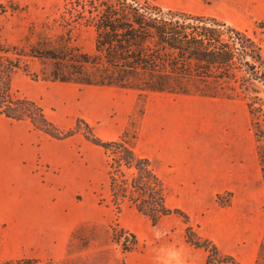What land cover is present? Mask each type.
Returning a JSON list of instances; mask_svg holds the SVG:
<instances>
[{
  "label": "rangeland",
  "instance_id": "rangeland-1",
  "mask_svg": "<svg viewBox=\"0 0 264 264\" xmlns=\"http://www.w3.org/2000/svg\"><path fill=\"white\" fill-rule=\"evenodd\" d=\"M97 1L0 0V42L8 49L0 58L16 66L9 98L35 101L61 132L82 119L103 141L141 158L158 156L172 184L163 190L167 205H179L188 219L171 213L150 226L135 206L137 193L120 183L133 169H120L114 153L81 133L49 135L31 179L9 174L14 183L1 187L0 264H135L187 227L215 244L217 255L207 250L212 262L231 256L240 264H264V156L257 148L264 149V89L251 113L242 94H140L51 79L53 62L37 52L68 43L93 53ZM139 1L241 30L264 56V33L256 26L264 0ZM154 228L150 242L146 234Z\"/></svg>",
  "mask_w": 264,
  "mask_h": 264
},
{
  "label": "trees",
  "instance_id": "trees-1",
  "mask_svg": "<svg viewBox=\"0 0 264 264\" xmlns=\"http://www.w3.org/2000/svg\"><path fill=\"white\" fill-rule=\"evenodd\" d=\"M92 14L93 53L81 52L68 43L55 47L45 44L37 52L42 59L53 62L51 79L140 94L227 99L242 94L251 113L255 100L260 99L264 56L257 42L245 32L203 16L164 12L157 5L139 0H98L92 5ZM256 26L264 33V17ZM7 52L0 42V54ZM15 68L10 60L0 58V114L15 120L27 117L35 128L57 139L81 133L87 141L114 153L120 169L135 171L130 180L123 173L120 183L137 193L135 206L151 218L153 225L171 213L188 219L179 209L166 207L164 184L153 172L150 159L141 158L127 146L101 140L82 119L73 129L61 132L35 101L11 100ZM257 148L259 156H264V149ZM261 164L264 177V160ZM186 231L189 243L208 250L212 258L217 255V247L210 240L196 237L191 227ZM210 255L206 264H240L231 256L212 262Z\"/></svg>",
  "mask_w": 264,
  "mask_h": 264
},
{
  "label": "crops",
  "instance_id": "crops-1",
  "mask_svg": "<svg viewBox=\"0 0 264 264\" xmlns=\"http://www.w3.org/2000/svg\"><path fill=\"white\" fill-rule=\"evenodd\" d=\"M33 127V124L28 119L15 120L0 114V190L1 187L2 190L5 189L4 187L7 182L14 183L13 179H11L12 181L8 180L9 174L23 173L25 178L31 179V176L28 174L32 172L33 161H35V157L38 155L40 157L43 156L44 148L48 146L49 136ZM151 160L153 172L161 179L164 186L167 183V187L170 189L172 184L168 182L169 175L163 171L160 158L154 156ZM153 163H157V166L155 167ZM27 181L26 183L24 180L23 183H26L28 192H31L32 186L30 180ZM165 205L169 209L181 210L180 206L176 204L173 205L174 207L168 206L166 198ZM161 219L162 217L159 221ZM149 222L151 226V219ZM155 229L150 230L146 234L147 240L150 242L154 239L153 233ZM170 237L171 240L169 239L167 246L162 243L151 246L150 250L145 251V253L136 258L135 264H176V261L173 259L174 253H179L183 264H206L208 251L202 247H196L186 240V228L180 232H174V235H170Z\"/></svg>",
  "mask_w": 264,
  "mask_h": 264
},
{
  "label": "clouds",
  "instance_id": "clouds-1",
  "mask_svg": "<svg viewBox=\"0 0 264 264\" xmlns=\"http://www.w3.org/2000/svg\"><path fill=\"white\" fill-rule=\"evenodd\" d=\"M173 259L176 261V264H183V261L179 257V253H174Z\"/></svg>",
  "mask_w": 264,
  "mask_h": 264
}]
</instances>
